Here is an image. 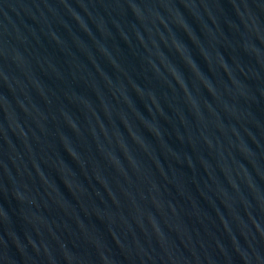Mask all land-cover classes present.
<instances>
[{"label": "water", "instance_id": "95a60500", "mask_svg": "<svg viewBox=\"0 0 264 264\" xmlns=\"http://www.w3.org/2000/svg\"><path fill=\"white\" fill-rule=\"evenodd\" d=\"M0 264H264V0H0Z\"/></svg>", "mask_w": 264, "mask_h": 264}]
</instances>
